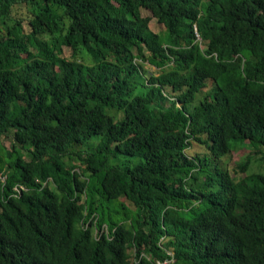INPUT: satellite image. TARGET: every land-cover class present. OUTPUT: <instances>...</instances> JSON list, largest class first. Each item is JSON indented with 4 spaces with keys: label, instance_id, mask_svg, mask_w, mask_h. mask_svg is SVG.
Segmentation results:
<instances>
[{
    "label": "trees",
    "instance_id": "obj_1",
    "mask_svg": "<svg viewBox=\"0 0 264 264\" xmlns=\"http://www.w3.org/2000/svg\"><path fill=\"white\" fill-rule=\"evenodd\" d=\"M0 27V264H264V174L222 165L264 160V0H0Z\"/></svg>",
    "mask_w": 264,
    "mask_h": 264
},
{
    "label": "rangeland",
    "instance_id": "obj_2",
    "mask_svg": "<svg viewBox=\"0 0 264 264\" xmlns=\"http://www.w3.org/2000/svg\"><path fill=\"white\" fill-rule=\"evenodd\" d=\"M205 4H206V2H205ZM142 16L144 18H150L151 19V23L149 26L151 33L159 34L163 39H166L167 33H166V29H165L164 25L159 24L155 18H152V15L149 12L142 11ZM65 21L68 23L67 19H65ZM23 27H24V31L28 32V28L25 25ZM63 56L68 58V59H72L73 58V52L69 48L65 47V48H63ZM24 57L31 59L34 57V54L28 53ZM81 57L85 63L92 64V62L90 61V59L88 58V56L86 54H79L78 58L80 59ZM140 65H141V69H142L141 74L143 76V78H142L143 80H148L150 77H157V75H159L161 73V71H159L158 69L150 67L146 63H144V64L140 63ZM209 85H210V87L208 89L203 91V93L198 94L196 105L199 104V102L205 97V95L209 91H211L212 82H210ZM145 92H146L145 90H143L142 88H139L136 92V95H142ZM167 94L169 95L168 92H167ZM109 113L113 114L112 112H109ZM97 144H98V140L94 141L93 143H90L89 147H85V150L88 151V150L95 149ZM11 146H12V140H11L10 136L0 138V157L1 158H5V152L6 151H11ZM22 153L24 154L25 158L27 160H29L28 153L26 151H22ZM198 153L201 155H204L207 152H206V149L204 147L199 146L197 144H193L187 150V154L190 157L195 156ZM253 155H254L253 150H251V148L247 144V142L244 144H240L238 146L233 145V151L229 155L222 158V165L225 169H227L231 173V175H233V177L238 178L241 175L236 173V168H235L236 165L239 162L244 161L247 156H250L251 162H250V167H249L248 173L249 174H251V173H263L264 174V160H261V159H259L260 157H257L255 155L253 156ZM128 161H130V163H129L130 167H135L140 163V160H128ZM122 162H123L122 159H120L118 161H113V160L111 161L112 164H117V165H120ZM72 164L77 165V168L79 166V162H77V161L72 162ZM114 205L117 206V204H114ZM114 205H112L111 207H113ZM125 207H127L130 210V213H133L132 215H135V210L130 208L127 203H125ZM116 217L118 219L121 218V216H116Z\"/></svg>",
    "mask_w": 264,
    "mask_h": 264
},
{
    "label": "built area",
    "instance_id": "obj_3",
    "mask_svg": "<svg viewBox=\"0 0 264 264\" xmlns=\"http://www.w3.org/2000/svg\"><path fill=\"white\" fill-rule=\"evenodd\" d=\"M196 38H197L198 42H201L200 35H198L197 33H196ZM0 181L2 183H4L5 182V177L1 176L0 177ZM174 261H175L174 253L169 250L168 251V257L166 259H164V260H156L155 264H169V263L174 262Z\"/></svg>",
    "mask_w": 264,
    "mask_h": 264
}]
</instances>
